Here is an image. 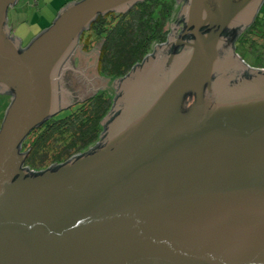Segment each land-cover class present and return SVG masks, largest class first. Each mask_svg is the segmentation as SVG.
<instances>
[{
  "label": "water",
  "instance_id": "water-1",
  "mask_svg": "<svg viewBox=\"0 0 264 264\" xmlns=\"http://www.w3.org/2000/svg\"><path fill=\"white\" fill-rule=\"evenodd\" d=\"M139 1H72L22 47L0 0V264H264V70L232 46L263 0H186L184 31L115 82L97 148L24 167L29 133L106 84L80 35ZM66 70L90 85L60 89Z\"/></svg>",
  "mask_w": 264,
  "mask_h": 264
},
{
  "label": "trees",
  "instance_id": "trees-1",
  "mask_svg": "<svg viewBox=\"0 0 264 264\" xmlns=\"http://www.w3.org/2000/svg\"><path fill=\"white\" fill-rule=\"evenodd\" d=\"M175 1L142 0L124 13L98 15L78 41L83 53L97 48L96 74L111 83L122 80L166 42L171 23L179 19ZM107 92L99 90L75 110L34 128L21 144L27 153L24 167L37 174L94 151L106 127L101 121L112 113L119 95L115 89ZM116 115L113 112L111 119Z\"/></svg>",
  "mask_w": 264,
  "mask_h": 264
},
{
  "label": "flooded vegetation",
  "instance_id": "flooded-vegetation-1",
  "mask_svg": "<svg viewBox=\"0 0 264 264\" xmlns=\"http://www.w3.org/2000/svg\"><path fill=\"white\" fill-rule=\"evenodd\" d=\"M186 5V0H176L175 1V7L174 11L176 12L178 21L177 22H172L169 28V33L166 38V42L163 44H166L167 41L169 40V37L173 35V37H178L183 31H184V21H183V16H182V11L184 6ZM9 10V9H8ZM9 12V11H8ZM7 12V14H8ZM8 25V24H7ZM9 28V27H8ZM238 29V35L234 37V40L232 42V46L234 49V53L239 55L238 50L242 51L243 55L245 56H250L251 58L255 59L256 61H259V64H251L249 62H243L242 59H240L244 65L247 66V69L244 71V76H248L250 74V70H264V0L261 2L260 7L257 9V11L253 14L252 18L250 19L249 23H246L244 25H240ZM230 33H224V35H229ZM190 37L187 35L185 36V39H189ZM24 45H22L23 47ZM157 47V46H156ZM153 49V54L155 52V48ZM178 50L180 47L177 48ZM240 56V55H239ZM80 62L83 63H89L90 59L88 57H79L75 55V52L73 55H71L68 66L72 67L73 69L78 68V64ZM98 79H104L98 75H96ZM94 78V77H93ZM96 78V79H97ZM97 79V80H98ZM118 80H114V89L115 93L118 92V87L117 83H115ZM90 81H84L82 78H80L79 75H76L73 73V71L66 70L65 73L62 75L61 82L59 83L60 89L66 88L67 90H73V89H85L86 85H88ZM90 85V84H89ZM98 89L92 92L90 95L86 96L85 98H75V96L70 97V102L68 100L69 97L64 96L68 100L67 109H64L60 111L58 114L55 116L59 115L63 111H68V110H75L79 106V104L86 98L90 97L91 95L95 94L98 92ZM0 95L6 96L8 99H10V96L8 94H2ZM75 98V99H74ZM114 111V106L112 109V113H109L106 115L103 120L101 121L102 124L106 123V120L112 116ZM23 152V151H22Z\"/></svg>",
  "mask_w": 264,
  "mask_h": 264
},
{
  "label": "rangeland",
  "instance_id": "rangeland-1",
  "mask_svg": "<svg viewBox=\"0 0 264 264\" xmlns=\"http://www.w3.org/2000/svg\"><path fill=\"white\" fill-rule=\"evenodd\" d=\"M72 1L75 2L80 0H17L16 4L8 10V27L12 30V35L20 38L23 42V47H25L34 36L52 23L62 6L64 7L65 4ZM76 47L81 50L79 44H77ZM93 50L97 51V48ZM238 52L240 56L235 54L242 59L243 62H249L254 65L259 64V61H256L250 56L243 55L240 49ZM82 66L83 62H80L78 67ZM98 89L106 90L108 91L107 93L110 94L109 90L111 91L114 89L113 82L111 83L106 80L105 86L99 87ZM9 101L10 100L6 96L0 95V124ZM64 114H66V111H63L59 115L62 116Z\"/></svg>",
  "mask_w": 264,
  "mask_h": 264
},
{
  "label": "crops",
  "instance_id": "crops-1",
  "mask_svg": "<svg viewBox=\"0 0 264 264\" xmlns=\"http://www.w3.org/2000/svg\"><path fill=\"white\" fill-rule=\"evenodd\" d=\"M10 34L12 35V30L9 28ZM23 45V42L21 41V46Z\"/></svg>",
  "mask_w": 264,
  "mask_h": 264
}]
</instances>
